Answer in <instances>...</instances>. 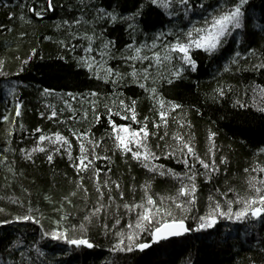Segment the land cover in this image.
Listing matches in <instances>:
<instances>
[{
	"label": "trees",
	"instance_id": "16d2710c",
	"mask_svg": "<svg viewBox=\"0 0 264 264\" xmlns=\"http://www.w3.org/2000/svg\"><path fill=\"white\" fill-rule=\"evenodd\" d=\"M253 2L257 6L261 4V0ZM7 3L11 7L5 8L3 3H0V25L5 26L0 28V60L5 61L4 71L8 74L6 78L0 77V116L9 115L12 122L0 119V208L4 209L0 212V220H13L15 215L28 213V209L31 208L30 214L40 219L41 224L31 221L0 224V264H4L5 260L8 264H18L20 261L28 264V257H31L32 264H189V262L250 264L251 260L262 264L264 224L256 221L247 225L249 229L247 235L244 232L245 225H234L228 221H221L214 229L192 231L188 235L167 241L152 242L148 235L144 234V238L150 244L149 248L134 249L132 252H111L110 247L115 242L112 233L116 229L109 231L105 236V230L96 218L85 233L95 245L92 249L83 246L77 248L64 241L52 240L50 237L41 238L42 231H50L55 227L54 221L61 215H68V226L80 223L88 210L96 204L97 193L93 180L87 175L84 184L88 192L77 190L76 184L79 183V179L67 155L54 154V160L49 164L45 153H33V162L27 160L19 149L31 150L37 143L38 135L41 134L35 132V129L40 128L44 134L60 131L68 136L73 141V155L76 156L78 142L71 136L70 128L85 131L91 124L92 133L99 138L108 127L106 116L100 123H92L90 102L96 98L89 96L88 92L98 90L102 93L97 103L99 111L103 113V103L107 102L117 89L112 84L96 80L86 69L76 67L75 58L86 55L82 50L85 41H68L76 45L75 52L62 48L58 43L67 38L65 31L62 28L57 29L56 25L62 19L74 16L79 18L83 7L81 0H55L57 4L55 12L47 13L42 19L32 16L27 9L20 8L18 0H7ZM19 3H23V0H19ZM135 3L136 0H85V4H89L85 11L90 14L85 15L84 19L91 20V13H94L92 4L104 7L111 4L118 12L125 13L132 9ZM9 11L16 13L15 18H8ZM21 14L24 19L20 18ZM162 23L171 27L167 17L155 9L148 10L139 20V30L135 33L136 40L143 41L145 34L151 37L160 30ZM89 28L88 23H83L79 26V31L82 33ZM22 32L25 33L24 36L20 35ZM111 38L116 39L118 48L129 43L126 24L118 22L115 25H108L106 39ZM238 39L241 43H230L227 46L228 51L219 58L200 53L196 72L186 71L182 79L174 81L172 85L164 84L160 89L167 100L183 107L171 113L167 129L161 127L160 135L164 131L168 132L163 141L157 136L151 137L150 144L153 148L157 144L161 146L174 144L172 134L179 132L185 137L191 135L196 151L207 158L205 154L210 146L208 135L211 131L216 133L213 139L217 163L219 164L220 157H227L228 160L226 165H220L221 171L213 175L212 181H205L202 176L198 177V202L187 220L193 227V217L198 214L197 210L199 214L206 210L209 195L223 199L214 192V188L226 191L227 188L234 187L240 194H244L248 175L244 169L254 165V161L264 162V156L258 157L255 154V146L264 145V113L258 110L264 106V102L261 101L258 92L254 94L252 91L257 84L264 86V70L254 72L250 69V64L256 62L254 57L240 60L238 66L247 70L237 71V66L230 64L234 51L243 52L248 46L264 53V39L261 36H250L245 41L239 35ZM33 48L37 50L36 55L21 65V61L32 54ZM60 56H64L65 59L61 60ZM109 63L119 67L121 71L124 70L122 62L118 59L110 60ZM225 64L229 65V71L224 70ZM21 66L23 71L20 70ZM13 87L15 91L10 93L9 90ZM220 87L225 91L223 97L215 91ZM44 88L53 91L45 95ZM118 91L123 93L125 98L138 100L137 111L141 120L144 116L150 118L154 116L151 111L153 101L148 99L147 93L143 90L135 85H126ZM69 92L76 96L75 100L67 95ZM66 100L76 110V117L71 121L67 119L72 112L65 104ZM237 100L247 107L241 108L236 105ZM18 102L21 104V115L16 117L14 110ZM53 110L58 112V117L49 119L48 116ZM85 111L89 112L88 120L81 118ZM41 112L45 115L41 116ZM114 119L121 122L120 117ZM174 121H180L185 126L180 128ZM149 128L151 129V123ZM43 146L50 147L47 143ZM106 147L109 151L105 152L103 149L99 151L102 156H110L111 160L101 159L96 162L97 166L104 170L101 172V180L110 176L112 181H118L121 190L125 192V201H139L145 181H151L152 193L157 200L160 196L175 195L179 187L178 180L154 176L135 161L129 160L126 163L125 158L119 153L112 154L110 140L106 142ZM155 150L161 156L155 163L164 164L177 172L186 171L178 162L179 154L176 159H166L163 157L162 149ZM5 156L7 160H4ZM108 168H111L110 173L107 172ZM73 191L77 194L70 196ZM105 192L107 193V189ZM112 195L116 197V202L112 204V209L106 213L103 220V223L110 226L116 212V203H122L114 187ZM231 195L232 193H229V196ZM46 196L49 199H45ZM66 196L72 201L71 204L64 200ZM167 203L165 201V204ZM61 204L62 211H55ZM124 211L122 207L119 209L122 219L121 225L117 228H121L129 218L124 215ZM17 241L20 242L18 248L8 255L9 246ZM37 247L44 253L43 256L36 251ZM19 252H24L25 257H20Z\"/></svg>",
	"mask_w": 264,
	"mask_h": 264
},
{
	"label": "snow or ice",
	"instance_id": "6c2138e0",
	"mask_svg": "<svg viewBox=\"0 0 264 264\" xmlns=\"http://www.w3.org/2000/svg\"><path fill=\"white\" fill-rule=\"evenodd\" d=\"M5 8L11 7L7 0H0ZM81 15L79 18L71 17L62 19L56 25L57 29H63L67 39L58 41L60 46L66 50L75 52L76 45L69 43V40L77 42L83 40L85 45L82 50L86 55L79 56L76 59V67L84 68L87 73L98 81L105 84H112L117 89L112 93V97L103 103L104 112L98 109L97 101L102 96L98 90H91L88 95L94 97L90 102V110L92 114V123H100L103 117H107L108 127L105 129L104 135L99 138L91 131V124L85 131L76 128H70L71 136L78 142V154L73 155V141L56 131L51 134H44L43 130L36 128L35 132L41 133L37 137V143L27 150L19 149L29 161H33V153H45L49 164L54 160V154L67 155L72 167L76 170L79 183L76 184L77 190L88 192V188L84 184L85 175L93 180L95 191L97 193L96 204L88 210L83 216V220L78 224L67 225L68 215H61L59 219L54 221L55 227L50 231L43 230L42 237H50L52 240L64 241L68 245H74L77 248L87 247L92 249L95 245L85 235L88 227L96 218L101 222L102 228L105 230L104 235L107 236L109 231L116 229L112 234L115 242L111 245L110 251L132 252L134 249L144 250L149 248L148 240L144 238L147 234L152 242H160L170 237L183 236L192 231H207L214 229L221 221H228L234 225H245L244 232L248 234L247 225L253 221L264 224V162L254 161V165H250L244 169L247 175L246 189L244 194H240L234 187L221 191L220 188H214V192L218 193L223 199H218L215 195L208 196V204L203 214L193 217L194 227L187 223L188 217L191 215L198 202V177H204L205 181H212L213 175L221 171L220 165H226L227 157H220L219 164L216 159L215 132H209L208 140L210 146L205 154L207 158L202 157L195 149L192 143V136L175 132L172 134L174 144L155 145L150 144L152 136H157L163 141L168 132L164 131L159 134L161 127L167 129L170 124L171 113L183 106L174 101L167 100L160 90L164 84L172 85L174 81L183 78L186 71L196 72L199 67L198 55L206 54L209 57L223 56L228 51L227 46L239 44L241 40L238 35L247 40L250 36H261L264 39V0L257 6L253 0H136L132 9L125 13L118 12L109 4L107 7L92 4L94 13H91V20L86 21L85 15L90 13L85 9L89 8V4H85V0H81ZM18 6L27 9V12L34 17L44 18L47 13L55 12L57 4L55 0H23ZM119 7V5H117ZM150 9L157 10L161 15L167 17V27L162 23L159 31L148 37L145 34L143 41H137L135 33L139 30V20ZM257 12L259 13L257 15ZM16 13L9 11L8 18H15ZM24 19L23 14L20 16ZM30 22V21H29ZM118 22L126 24V30L129 33L130 42L117 47L116 39H106L107 26L115 25ZM88 23L90 28L79 31V26ZM182 25V26H181ZM5 26L0 25V28ZM99 29V30H98ZM10 30V29H5ZM24 36L25 33H20ZM51 39V37H45ZM36 49L31 50V55L27 59L21 61L24 65L28 60L36 55ZM97 56L99 59H97ZM251 57L256 58V62L250 64V69L254 72L264 70V53L258 49L248 46L244 51L236 50L231 56L230 64L237 66V71L247 70L239 67L240 60H248ZM64 60V56H60ZM118 59L122 62L124 70L113 66L110 60ZM5 61L0 60V77H7L4 71ZM21 71L23 67L21 66ZM224 70L229 71V65H224ZM126 85H135L139 89L147 93L148 99L153 101L151 111L154 116H144L141 120L137 111L138 100L136 98H125L123 93L118 90ZM229 90H231L229 88ZM10 93L15 88L9 90ZM53 90L44 88L43 94L48 95ZM220 97L225 95L222 87L215 90ZM253 93L259 94L261 101L264 102V86L255 85L252 88ZM72 100L76 96L71 92L67 94ZM256 97L253 96L255 104ZM72 115L67 119L69 121L76 117V110L66 100ZM239 107H247L246 104L236 101ZM21 104L15 105V116L21 115ZM264 113V106L258 108ZM63 111V110H61ZM41 116L45 113L41 112ZM58 112L51 111L49 119L57 118ZM114 117H120L121 122H117ZM88 120L89 112H83L81 117ZM5 122L11 123L9 115L0 116ZM180 128L185 125L180 121H174ZM151 123V129L149 128ZM23 127V125H21ZM110 140L112 143L113 155L119 153L125 158L127 163L129 160L135 161L144 169L153 173L154 176L170 177L179 181V187L176 189L175 195L160 196L159 200L154 198L152 193L151 181H145L142 186V196L139 201H125V192L121 190L118 181H112L110 176L101 180V172L104 171L97 166V161L103 159L110 161L108 155H101L100 149L105 152L109 151L106 142ZM47 143L50 147L43 145ZM155 149H162L163 157L166 159H176L179 154L178 162L181 163L186 171L177 172L175 169L166 167L164 164H157L161 156L157 154ZM255 154L264 156V145L255 146ZM7 160V157H4ZM34 162V161H33ZM197 165L199 167H197ZM201 169L203 171H201ZM12 171V169H9ZM111 172V168L107 169ZM113 187L119 194V200L122 203H116V212L114 213L111 226L103 223L106 213L112 209V204L116 202V197L112 195ZM107 189V193L105 192ZM229 193H232L229 196ZM76 191L71 192L70 196H75ZM45 199H49L47 196ZM67 203L72 201L69 197H64ZM165 201L168 203L165 204ZM19 201H13L18 203ZM123 208L124 215L128 216V220L121 227L122 216L119 209ZM63 204L55 211L60 212ZM4 209L0 208V212ZM32 209H28V213L18 214L13 220L3 219L0 224H9L12 222L31 221L35 224H41V220L35 215L30 214ZM134 214V218H133ZM63 222V223H62ZM254 226V225H253ZM79 232V235L70 233ZM19 241L11 244L8 249V255L16 250ZM40 256L44 253L40 248H36ZM264 252V248L261 249ZM20 257H25L24 252H19ZM4 264H8L5 260ZM23 264V261L18 262ZM28 264H32L31 257H28ZM190 264V262H189ZM250 264H257L256 260H251ZM264 264V258H262Z\"/></svg>",
	"mask_w": 264,
	"mask_h": 264
},
{
	"label": "water",
	"instance_id": "95a60500",
	"mask_svg": "<svg viewBox=\"0 0 264 264\" xmlns=\"http://www.w3.org/2000/svg\"><path fill=\"white\" fill-rule=\"evenodd\" d=\"M190 233V232H189ZM189 233H187V234H185V235H188ZM185 235H183V236H185ZM183 236H179V237H183ZM178 237H170L169 239H167V240H170V239H177ZM167 240H162V241H167Z\"/></svg>",
	"mask_w": 264,
	"mask_h": 264
}]
</instances>
